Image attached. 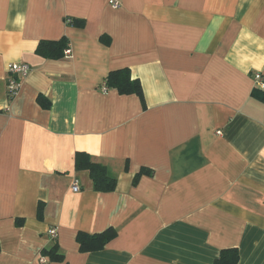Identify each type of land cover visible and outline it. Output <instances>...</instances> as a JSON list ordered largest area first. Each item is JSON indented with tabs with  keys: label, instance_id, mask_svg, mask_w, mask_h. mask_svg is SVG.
Returning a JSON list of instances; mask_svg holds the SVG:
<instances>
[{
	"label": "crops",
	"instance_id": "1",
	"mask_svg": "<svg viewBox=\"0 0 264 264\" xmlns=\"http://www.w3.org/2000/svg\"><path fill=\"white\" fill-rule=\"evenodd\" d=\"M60 38L69 58L36 53ZM10 64L30 68L12 98ZM124 68L141 98L103 90ZM257 73L264 0H0V264H213L228 249L264 264ZM77 152L113 191L93 190ZM107 229L103 249L79 251L78 232ZM53 245L61 261L42 254Z\"/></svg>",
	"mask_w": 264,
	"mask_h": 264
},
{
	"label": "trees",
	"instance_id": "2",
	"mask_svg": "<svg viewBox=\"0 0 264 264\" xmlns=\"http://www.w3.org/2000/svg\"><path fill=\"white\" fill-rule=\"evenodd\" d=\"M66 24L79 25L80 21L74 19L65 20ZM68 41L65 38H60L55 41L41 40L36 47V53L42 58L50 60H58L64 57V50L68 47ZM102 87L105 90H115L121 95L135 94L142 97V90L138 80L132 79L129 69H119L110 71ZM261 90L254 88L253 95L260 98ZM264 99V97L262 98ZM38 104L43 108H49V100H44L41 97L37 99ZM75 169L87 171L92 181V188L97 192H111L115 188V178L108 174L107 168L100 163L93 162L91 157L82 152L75 154ZM148 174V171L141 169L136 175V180L142 174ZM41 215V204L37 208V216ZM16 224H21L20 220ZM115 237V231L107 229L98 234H85L78 232L76 235V242L79 246L80 252H93L104 248L105 244ZM42 254L47 256L50 261H61L63 255L57 252V247L53 245L49 249L43 250ZM239 260V253L236 249H228L221 251L219 257L215 259L213 264H237Z\"/></svg>",
	"mask_w": 264,
	"mask_h": 264
},
{
	"label": "built area",
	"instance_id": "3",
	"mask_svg": "<svg viewBox=\"0 0 264 264\" xmlns=\"http://www.w3.org/2000/svg\"><path fill=\"white\" fill-rule=\"evenodd\" d=\"M109 5L113 9H117L120 7V0H108ZM64 57L69 58L71 56V50L69 46L64 50ZM30 68L26 64H10L7 66V74L9 75L6 79V93L9 98H12L16 92L18 91L21 82L26 76L29 74ZM254 87L264 91V79L261 76V74H255L253 77ZM103 90H105L103 88ZM72 190L74 192H77L80 190L79 183L77 181H74L71 186ZM48 235L51 239H54L56 237V231L55 229H50L48 231ZM39 262L41 264H46L47 262L40 258Z\"/></svg>",
	"mask_w": 264,
	"mask_h": 264
}]
</instances>
